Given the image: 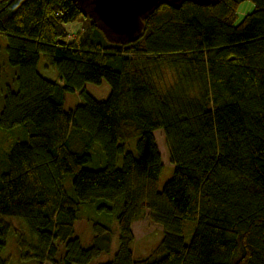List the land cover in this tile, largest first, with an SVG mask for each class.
Returning a JSON list of instances; mask_svg holds the SVG:
<instances>
[{
    "label": "trees",
    "instance_id": "trees-1",
    "mask_svg": "<svg viewBox=\"0 0 264 264\" xmlns=\"http://www.w3.org/2000/svg\"><path fill=\"white\" fill-rule=\"evenodd\" d=\"M244 1L252 10L238 21ZM0 35L17 68L0 129L26 134L0 165V264L11 229L4 218L25 225L36 264L108 253L110 228L94 224L87 248L74 236L78 209L98 200L118 228V249L102 264H264V0L163 3L138 40L121 44L71 0H3ZM41 54L60 83L37 72ZM160 64L175 76L164 93L150 77ZM66 92L82 104L64 111ZM157 130L173 168L160 191ZM94 146L103 161L88 169L100 157ZM145 211L163 235L135 259L131 224Z\"/></svg>",
    "mask_w": 264,
    "mask_h": 264
},
{
    "label": "rangeland",
    "instance_id": "rangeland-1",
    "mask_svg": "<svg viewBox=\"0 0 264 264\" xmlns=\"http://www.w3.org/2000/svg\"><path fill=\"white\" fill-rule=\"evenodd\" d=\"M3 1V0H0ZM252 10V4L248 1L242 2L237 9V20H241L247 13ZM78 24L71 27L75 30ZM7 38L0 35V112L2 109V97L8 91H15L16 85L12 82L13 74L17 72V68L10 66L7 61L6 53ZM151 82L160 93L166 92L175 81V76L170 68L165 65H159L151 68ZM37 72L45 79L60 83L58 74L48 63L43 54L37 63ZM82 104V99L76 93H64L63 110H73L76 106ZM156 146L160 153L162 170L157 181V190L160 191L163 184L171 178L173 168L168 162L167 151L164 145V139L161 130L153 132ZM26 134L22 127H14L10 130L0 129V165L5 163V158L13 144L17 142H25ZM94 150L99 152V160L93 159L91 163L85 165L88 169H94L101 161V152L99 147L94 146ZM94 158V157H93ZM103 161V160H102ZM118 167L120 166L117 164ZM71 176L66 174L63 185L67 193L72 196L71 190ZM102 206H109L103 200H98L95 203L82 205L76 213L74 221V236L78 238L82 248H87L91 244L93 234V225L101 224L112 230L111 246L108 253H103L100 256L92 259L87 264H102L112 259L114 253L118 249V228L116 221L113 219L109 211ZM10 225V231L5 239V246L2 250V256L7 260V264H36L34 259V252L32 246L35 245L34 238L32 239L25 227V225L16 219H6ZM193 223L185 221L183 224V237L185 243L189 242L190 230ZM131 232L134 241L130 245L132 256L135 259L145 257L150 250L162 238V229L159 225L154 224L150 218L148 211L143 212L139 220L131 224ZM31 246V247H30ZM44 264H49L48 262Z\"/></svg>",
    "mask_w": 264,
    "mask_h": 264
},
{
    "label": "water",
    "instance_id": "water-1",
    "mask_svg": "<svg viewBox=\"0 0 264 264\" xmlns=\"http://www.w3.org/2000/svg\"><path fill=\"white\" fill-rule=\"evenodd\" d=\"M218 0H71L82 16L88 17L110 44L133 43L139 39L144 20L159 5L178 8L183 3L208 6Z\"/></svg>",
    "mask_w": 264,
    "mask_h": 264
}]
</instances>
